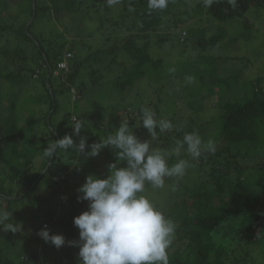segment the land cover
<instances>
[{
  "label": "trees",
  "instance_id": "1",
  "mask_svg": "<svg viewBox=\"0 0 264 264\" xmlns=\"http://www.w3.org/2000/svg\"><path fill=\"white\" fill-rule=\"evenodd\" d=\"M7 1L0 0V167L6 168L0 169V207L12 213L8 222L16 232L0 229V264H78V246L56 248L38 235L48 226L37 214L51 199L45 219L57 215L59 231L79 241L73 220L88 201L77 199V189L88 175L106 178L111 163L125 166L111 147L95 157L86 153L122 121L141 141L151 139L141 125L143 107L174 125L151 141L153 148L171 150L191 132L216 145L183 178H165L156 192L146 184L144 194L177 225L169 264H264V74L242 79L231 67L248 59L229 52L218 59V50L239 38H228V24L264 9V0L235 6L219 0L210 8L201 0H170L151 13L147 0L111 8L105 0H20L16 12ZM51 15L49 34H35V21ZM68 51L67 70L58 68ZM187 76L195 83L185 84ZM65 92L73 106L61 121L57 96ZM75 120L84 126L79 136ZM65 134L77 144L86 138L85 153L44 158L48 143ZM36 154L42 156L37 167ZM180 158L189 159L182 151L169 165ZM38 242L39 251L32 248Z\"/></svg>",
  "mask_w": 264,
  "mask_h": 264
},
{
  "label": "clouds",
  "instance_id": "2",
  "mask_svg": "<svg viewBox=\"0 0 264 264\" xmlns=\"http://www.w3.org/2000/svg\"><path fill=\"white\" fill-rule=\"evenodd\" d=\"M109 8L120 4L121 0H105ZM204 7L210 8L219 0H201ZM170 0H147L148 10L163 11ZM235 6L236 0H227ZM179 35L183 41L185 34ZM182 36V40H181ZM170 73L176 71L169 68ZM194 76L185 77V84L195 83ZM140 121L151 139L141 141L133 132L128 121H122L114 131L98 143L90 145L87 157L97 156L101 150L111 147L117 160L124 161L125 166L117 162L108 165L106 178L88 175L85 183L77 189V199L88 201V210L74 217V226L79 229V241H68L70 246H78V264H169L168 249L174 238L177 225L168 218L147 195L146 184L153 189H163L165 178H183L191 162L198 160L202 154H215L216 145L209 140L204 142L197 132L186 133L182 140H177L171 150L153 148L151 141L157 140L160 133L169 132L174 125L168 119H157L155 112L148 107L140 109ZM77 136L83 130V124L75 120L71 125ZM159 130V132L157 131ZM86 138L81 137L77 144L72 135L50 141L44 149V158L56 156L58 151L85 153ZM185 152L189 159L180 158L171 166V157H180ZM175 185H173V189ZM12 213L0 207V229L16 232L8 221ZM42 226H49L48 221ZM38 235L56 248L65 244L61 234L50 235L47 228ZM26 259V257H25Z\"/></svg>",
  "mask_w": 264,
  "mask_h": 264
},
{
  "label": "rangeland",
  "instance_id": "3",
  "mask_svg": "<svg viewBox=\"0 0 264 264\" xmlns=\"http://www.w3.org/2000/svg\"><path fill=\"white\" fill-rule=\"evenodd\" d=\"M20 0H8L7 2H9V6H8V10L10 12H16L17 11V4ZM6 2V3H7ZM22 6V5H21ZM253 11V12H252ZM251 12V13H249ZM248 16L238 20L236 19L235 21H232L228 24V28H229V33H228V38H230L231 36H234L236 34L239 35L238 39L235 40H229L228 42H226L225 46L223 47L222 50H218L220 51L219 53L222 54L221 57H219L218 59H222L219 62H223V58L226 57V53L229 52L230 55L234 56H238V57H243L248 59V62L246 63V61L242 62H237L234 61V68L231 67L232 71L235 72L239 77H241L242 79L245 78H254L257 75H263L264 74V9H253L251 11H249ZM257 14V15H256ZM238 20V21H237ZM237 21V22H236ZM254 22L255 23V27L253 28H246L245 24H250ZM240 23V24H239ZM54 25V16L51 15V17H47V16H43L41 18H38L33 27H32V31L35 34H43V35H48L49 32L51 31V28H53ZM246 29H244V27ZM226 41V39H225ZM245 43H247V45H245ZM190 52H187V54H189ZM194 53V52H192ZM177 55V50L176 52L173 53V56ZM231 60H226V63H230ZM246 63V64H244ZM58 102L60 104V109L59 112L57 114V119L58 120H66L68 118V115L70 114V112L72 111V101H71V96L68 92H65L63 94H60L57 96ZM19 111V110H18ZM24 112H20V116L23 117ZM19 145H23L21 143H19ZM21 151H23V147L21 146L20 148ZM34 165L35 167L39 166V163L42 160V156L39 154L34 155ZM28 157H31V155H28ZM0 169L2 170V173L4 174L6 172V168L0 167ZM42 187V186H41ZM49 190V188L47 190H43V189H38L35 192L39 193L40 195L43 194L44 192L46 193ZM152 191L156 192L157 189H153ZM44 193V194H45ZM150 197H152L153 200H155L156 198V193H150L149 192ZM58 198L61 199V196L58 195ZM47 208L42 209V211H40L37 214V218L38 219H45V214L48 210L49 207H51L54 202L50 199H47ZM63 216H65V213H63ZM57 220H58V216L56 215ZM37 219V220H38ZM42 220L41 223H44L46 221H48L49 226H48V230H53V235L55 234H61L63 235L59 229L57 228L58 225V221L57 220H50V219H45ZM42 225V224H41ZM42 227V226H41ZM27 232H32V231H27ZM64 236V235H63ZM65 237V236H64ZM65 244H68V241H71L70 239L65 237ZM39 243L36 245H34L32 248H34L35 250L39 251ZM50 243V242H49ZM51 244V243H50ZM69 245V244H68Z\"/></svg>",
  "mask_w": 264,
  "mask_h": 264
},
{
  "label": "built area",
  "instance_id": "4",
  "mask_svg": "<svg viewBox=\"0 0 264 264\" xmlns=\"http://www.w3.org/2000/svg\"><path fill=\"white\" fill-rule=\"evenodd\" d=\"M185 33H183L184 35ZM182 36H181V40H182ZM72 56V53H70L69 51L68 52H65L64 55H63V58L58 62L57 64V67L58 68H61V69H65L67 70V59L70 58Z\"/></svg>",
  "mask_w": 264,
  "mask_h": 264
}]
</instances>
